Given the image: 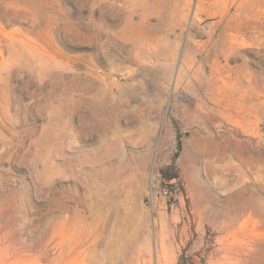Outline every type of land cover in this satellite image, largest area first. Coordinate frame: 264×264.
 Listing matches in <instances>:
<instances>
[{"label":"rangeland","instance_id":"374dc122","mask_svg":"<svg viewBox=\"0 0 264 264\" xmlns=\"http://www.w3.org/2000/svg\"><path fill=\"white\" fill-rule=\"evenodd\" d=\"M0 264H264V0H0Z\"/></svg>","mask_w":264,"mask_h":264}]
</instances>
